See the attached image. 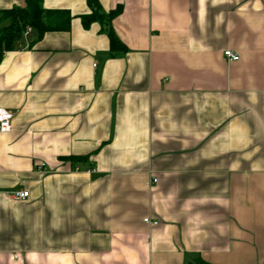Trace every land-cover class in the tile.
Masks as SVG:
<instances>
[{
  "label": "crops",
  "instance_id": "1",
  "mask_svg": "<svg viewBox=\"0 0 264 264\" xmlns=\"http://www.w3.org/2000/svg\"><path fill=\"white\" fill-rule=\"evenodd\" d=\"M41 1L69 30L0 59V264H264V0H99L119 52Z\"/></svg>",
  "mask_w": 264,
  "mask_h": 264
},
{
  "label": "trees",
  "instance_id": "2",
  "mask_svg": "<svg viewBox=\"0 0 264 264\" xmlns=\"http://www.w3.org/2000/svg\"><path fill=\"white\" fill-rule=\"evenodd\" d=\"M23 2V7L0 11V59L3 53L12 50L13 44L27 27L33 29L38 37L47 32L69 30L70 15L66 11L45 10L41 0H23ZM86 4L90 14L82 18L83 25L87 27L92 22H99L107 32L110 50L124 51V45L118 40L110 25L119 9L103 14L99 0H86Z\"/></svg>",
  "mask_w": 264,
  "mask_h": 264
},
{
  "label": "built area",
  "instance_id": "3",
  "mask_svg": "<svg viewBox=\"0 0 264 264\" xmlns=\"http://www.w3.org/2000/svg\"><path fill=\"white\" fill-rule=\"evenodd\" d=\"M27 30L29 31L30 29L28 28ZM224 56L227 57L230 61L238 60V56L233 54L230 51H225ZM12 117L13 116L10 112L6 111L5 109L0 108V133L1 134L10 132ZM40 167H43V165H41ZM75 171H78V169L76 168ZM86 172L92 173L94 171L92 169H88ZM153 182L155 181L153 180ZM11 197L14 200H25L28 197V192L27 191H17V192H14ZM143 221L145 224H148L151 226H155L157 224L156 221H152L149 218H146Z\"/></svg>",
  "mask_w": 264,
  "mask_h": 264
},
{
  "label": "rangeland",
  "instance_id": "4",
  "mask_svg": "<svg viewBox=\"0 0 264 264\" xmlns=\"http://www.w3.org/2000/svg\"><path fill=\"white\" fill-rule=\"evenodd\" d=\"M5 25H6V23H5Z\"/></svg>",
  "mask_w": 264,
  "mask_h": 264
}]
</instances>
